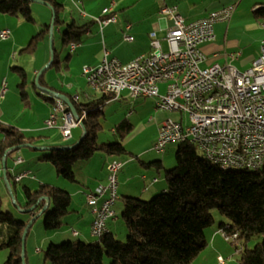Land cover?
<instances>
[{
  "label": "trees",
  "instance_id": "trees-1",
  "mask_svg": "<svg viewBox=\"0 0 264 264\" xmlns=\"http://www.w3.org/2000/svg\"><path fill=\"white\" fill-rule=\"evenodd\" d=\"M45 1L54 8V27L66 24L61 17L64 5L56 0ZM31 5L30 0H0V13L20 16L26 22L34 23ZM255 13L257 18L264 19V6ZM86 29L87 25L79 26L76 22L68 24L63 33L64 43L79 45L85 37ZM49 34L50 25H45L21 52L35 53L41 41ZM53 52V64H56L57 54L55 50ZM15 70L21 78L19 88L22 97L26 98L24 88L27 74L22 68ZM40 85L53 89L45 83L43 76ZM68 97L79 117L86 113L82 120L84 137L77 146L72 144L66 149L53 148L42 160L52 163L58 175L67 181L76 182L75 167L78 163L90 160L99 152L125 156L128 152L124 141L133 133L135 125L129 120L122 121L116 128L120 140L100 144L98 136L103 129V108L115 96L102 94V97L89 103H80L72 96ZM50 99L53 101V98ZM0 134V161L3 162L6 157L7 179L10 181L12 174L9 172L8 158L15 151L6 155L7 151L33 145L37 139L4 123H0ZM198 150L190 142L179 144L175 155L176 167L166 171L167 190L163 193L150 201L134 197L122 199L125 240H120L118 235L110 232L109 219L108 232L101 238L93 236L95 242L68 240L61 244H50L45 252L44 264H107V261L108 264H191L208 245L206 231L215 225L212 215L214 210H218L229 221H222L218 231L238 233V243L241 239L245 245L255 238L261 239L253 250L241 252V264H264V169L224 171L205 157L201 158ZM150 164L156 166L158 171L163 168L161 161ZM177 171L180 174H176ZM24 196L26 202L23 208L36 207L35 214L45 208V198H49L50 205L44 213L45 229L54 232L61 228L64 218L70 212L72 196L69 193L59 187L42 184L36 190L24 186ZM1 207L0 197V228L7 233V241L0 249L9 251L4 264H27L26 251L23 259V235L27 223L17 221L9 212H3ZM116 218L115 214L111 219Z\"/></svg>",
  "mask_w": 264,
  "mask_h": 264
},
{
  "label": "built area",
  "instance_id": "built-area-1",
  "mask_svg": "<svg viewBox=\"0 0 264 264\" xmlns=\"http://www.w3.org/2000/svg\"><path fill=\"white\" fill-rule=\"evenodd\" d=\"M77 7L79 0H70ZM163 5L160 14L173 22L163 39L168 49L162 47V40L156 32L150 34L152 51L124 63L118 58H109L105 52L101 64L96 67L85 65L83 76L89 85L104 95L112 94L114 100L122 97L123 91H129L132 98H156V107L160 110L178 113L180 120H165L153 149L163 153L172 143L181 144L182 136H190V143L201 151L209 152L215 162L230 166H259L264 163V41L260 54L252 66L239 71L230 64L202 66L207 60L201 45L215 38L214 26L229 22L236 5H228L209 13L204 18L188 21L179 13L176 4L169 0H160ZM109 8L103 14H108ZM83 16L86 14L81 10ZM101 25L116 22L114 17L99 21ZM264 26V19L259 21ZM9 29L0 30V38L9 39ZM124 39L132 42L134 38L125 34ZM70 48H78L71 43ZM239 52L229 54L238 58ZM165 92H161V85ZM4 92V90H2ZM78 101L79 97L76 96ZM61 109L52 106L45 122L49 129L59 128L64 140L72 137V130L80 127L81 117L76 119L66 103ZM60 121L62 122L61 125ZM10 153V152H8ZM15 165L24 163L22 157L14 160ZM124 163L121 160L109 162L107 183H100L87 195V204L95 215L92 234L97 237L98 230L108 229L107 221L115 216L113 207L119 199L117 193L119 172ZM35 179L31 171L16 173L14 179ZM156 181V180H155ZM98 198H105V206H98ZM228 241L238 243V233L227 234L219 231ZM77 235V232H74ZM223 258L218 264H224Z\"/></svg>",
  "mask_w": 264,
  "mask_h": 264
},
{
  "label": "crops",
  "instance_id": "crops-1",
  "mask_svg": "<svg viewBox=\"0 0 264 264\" xmlns=\"http://www.w3.org/2000/svg\"><path fill=\"white\" fill-rule=\"evenodd\" d=\"M56 1L64 5V12L61 14V17L63 21H65L63 18L64 15L67 14L66 13L67 6L65 5V1L70 2L73 6L75 5L70 0H56ZM79 1L81 2L80 5L81 8L78 7V9L80 10V12L82 10L86 14V16H83L82 13H80V16L83 19L89 18L87 19L89 21H87L84 24H78L74 19L75 17L73 15L71 16L72 18L74 17L72 22H76L77 25L79 26L87 25V29H86L87 31L84 37L85 41L83 39V41L78 45V48L76 50H80L81 54L92 52V56H90L87 65L93 67H96L99 64H101L102 60L104 59L106 51H109V57L110 54L111 55L117 54L118 56L120 55L122 57H125L127 60H124L118 56L115 57L124 63L130 62L133 59L137 58L138 56L150 53L152 51L150 34L152 32H156L158 38L161 39L163 42L164 41L163 39L165 38L169 29L172 28L173 26V22L171 19H168L160 14V8L163 5V2L160 0H79ZM169 3L176 4L178 6L179 13L183 17H185L188 21H194L204 18L209 13L217 11L222 7L232 4L236 5L235 12L229 22L217 23L214 26V34H215L214 40L201 45V50L207 58V60L202 64V66L206 67V66H211L213 64H220L224 66L226 64H230L236 67L239 71H245L249 69L252 66L255 59L259 57L262 42L264 41V26L259 24V21L263 19L257 18L255 11L258 8L264 6V0H169ZM106 8H109L110 11L108 14H103L104 9ZM110 17H114L116 19V22H111L108 25L100 24L99 22L100 20L108 19ZM52 19H53V13H52ZM65 23H68L67 20L65 21ZM54 28L55 27H53V30ZM50 30H51V25H50ZM125 34L131 35L134 38V40L132 42L125 41L124 39ZM11 36L7 40H10ZM14 36H15L14 43L18 44V37L17 35ZM102 45L104 49L103 51H102ZM14 47H17V45H14ZM95 47H97L98 50H94ZM126 49L129 50L128 53L124 52V50ZM167 49L168 46L164 50L167 51ZM237 52L240 53L238 58L228 57L229 54L237 53ZM15 71L17 72V70ZM42 76L44 79V74H42L39 78V85ZM27 86H28V75H27V83L24 88L25 92L27 93L26 96L28 97L29 93L26 90ZM162 86H164V89H166V86L164 84ZM42 87L48 88L47 86H42ZM18 88H19V84H18ZM1 89L3 90V86L0 83V90ZM51 90L57 92L58 94H62L66 97H68V95L72 96L73 99H75V97L78 96L80 103H89L92 100L98 98V96L94 94H84L85 101L81 102V98L77 93L71 95L68 92L59 91L55 88ZM37 96L41 100L44 99V101H46L47 104L49 105V106L46 105L47 114L46 117L44 118V125H45V122L50 115L54 102L50 99L51 97L42 94L41 91L38 93ZM0 97H2V95ZM22 99L23 101H27V98L22 97ZM126 99L127 98L123 97L122 95V97L119 100H126ZM41 100L39 102H41ZM24 105L28 106L29 103L24 102ZM19 109L20 108L18 102L5 97L4 102L2 104L0 103V123L11 125V122H9V120H7L6 117L12 118L17 114ZM130 113L133 114L132 112ZM181 118L182 116L179 115L178 113L160 110L156 107V110H154L151 115L150 123L155 124L158 135L159 128L161 127L162 123L165 120L167 119L180 120ZM15 127L25 133L33 131L31 128H27L26 126L16 125ZM83 133L84 131L81 134V138L83 136ZM157 135L154 138V140H156ZM28 136L34 137L36 139H43L41 141L42 143L32 145V147L34 146L35 150L39 152L49 151L47 149L52 147L67 148V146H62V141L69 142L74 138L72 133V137L70 139L64 140L61 137L60 131L58 136L54 135L50 140L48 139L49 138L48 136H42L41 134L37 136H32V135H28ZM1 138L2 135L0 134V140ZM80 139L78 141H75L73 144L78 143ZM48 140L50 142H53V144L49 143ZM58 140L61 141V143H59ZM35 143L37 142L35 141ZM16 152L18 151H15V153L11 154V156L8 158V168H9V172L12 174V179L10 178L11 179L10 181H8L7 179L8 178L7 171L4 169L3 166L4 161L3 162L0 161V185L2 188H5L6 191H8V189L11 191L12 189L14 193H16L17 190L16 185L20 183L15 181L14 175L16 173L22 172V170L30 171V170H26L23 167L25 163L21 165H15L14 163L15 158L22 157L19 155V153L16 154ZM104 156L105 157H102V159H100L101 158L100 157L97 163H95L94 165H92L90 160L82 162L84 165L86 164L83 168V173L85 174V176H83L81 180H78L80 189L77 190V192H75L74 194H72V202L75 201L76 207L72 211L70 209L69 214L63 220V225L61 226V228L54 231L57 233L45 237L46 238L45 240L51 241V243H58L60 239L61 241L73 240V238H80V240H83L85 242L92 241V238L94 237L91 233V224L93 222L95 215L93 213L92 207L87 204V195L93 192L100 183H107V169H106L107 163L117 159L116 157L107 154H104ZM10 161L12 162V164L10 163ZM156 161H161V160L158 159L155 160V158H147V154L145 152L140 153L137 160L127 159L126 161H122L124 163V166L119 172V178H118L120 184V188L118 189L119 190L118 195L120 199L117 201V203L114 206V211L117 218L115 220L110 219L108 221V228L111 233L119 235V233L125 232L124 226L123 227L121 226V230H120V225H119L120 223L119 215H121L124 209V203L122 202L123 201L122 199L124 197H139V198L148 199L149 197H153L154 195L158 194L161 191L163 193L164 191L167 190V186L164 180L161 181L159 180V177L156 176V172L153 170L154 168L153 165L150 164ZM18 168H20V170H18ZM155 169L157 170L156 167ZM8 182H10V184ZM100 202H102V200H100ZM20 207L24 209L23 206ZM217 230H219V228ZM217 230L215 231L208 230L206 234L207 240L209 239L212 244H214V242L218 237ZM74 232H77V235H75ZM6 241H7L6 230L0 228V246L6 243ZM36 252L40 253L42 252V249L36 248ZM26 255L27 258L29 259L28 252H26ZM8 257H9V251L5 248L0 249V264H4V262L7 260ZM28 259H27V264H36L35 261L31 262Z\"/></svg>",
  "mask_w": 264,
  "mask_h": 264
},
{
  "label": "rangeland",
  "instance_id": "rangeland-1",
  "mask_svg": "<svg viewBox=\"0 0 264 264\" xmlns=\"http://www.w3.org/2000/svg\"><path fill=\"white\" fill-rule=\"evenodd\" d=\"M67 6V14L64 15V20L68 23L64 25H58L54 28V35L52 40L50 35H48L44 40L41 41L38 50L31 54L27 52H21L22 49L26 48L33 37H35L40 30L44 28L45 25L52 24V11L45 5L32 3V12L35 22L28 23L20 16H9L0 13V30L9 29L12 33L10 40H3L0 38V83L3 86L4 92L0 90V103L2 104L5 97L12 99L19 104V111L12 118L6 117L10 126H26L31 128L32 132H27V135L37 136L41 134L42 136H48L49 140L55 135L58 136L59 128L49 129L44 125V118L47 114V102L38 98V93L40 92L37 85V78L39 74L44 71V81L51 87L68 92L73 95L77 93L81 102L85 101L84 94H94L98 98L102 97V93L95 91L88 83L87 79L82 75L83 66L88 64L91 53L81 54L80 50L75 52L71 51L70 45L64 43L63 33L67 29L68 24L72 23L73 18L78 24L86 23L87 19H83L80 16V10L78 7L73 6L70 2L65 1ZM81 8V6H79ZM74 16L73 18L71 16ZM64 21V22H65ZM17 35L18 44L14 43V38ZM87 38V36H86ZM85 41V38H84ZM53 43V50H55L56 64L51 65L52 50L51 45ZM17 45V47H14ZM164 49L167 48L166 42H162ZM94 50H98L97 47ZM102 45V51H103ZM124 52L128 53L129 50L126 49ZM15 56V58H14ZM118 56L117 54H110V59ZM124 60L125 57L118 56ZM68 58V59H67ZM14 68H22L28 75V86L26 88L29 96L27 101L22 99V91L18 88V84L21 82L19 74L14 70ZM36 70V71H35ZM161 92L164 93V86L161 85ZM126 100H112L106 103L103 110L105 112L103 120V129L99 133L98 143H114L119 141V136L116 134L117 126L124 120H129L135 125V130L131 133L124 141L127 154L122 157H116L118 160L126 161L127 159L137 160L140 153L145 152L147 158H155V160H161L164 167L159 171L155 169L156 166L153 165V170L156 172V176L159 180H164L166 186V171L172 170L176 167V151L178 149V143H172L168 145L163 153H158L153 149L156 140L158 139L159 132L157 135L155 124H151V115L154 110H156V98H132L129 96V91L125 90L122 93ZM41 102H39L40 100ZM24 102H28L29 105H24ZM49 106V105H48ZM132 112L133 114H130ZM61 121L59 126L61 125ZM160 131V128H159ZM83 132V127L74 128L72 130L74 138L69 142L62 141V146L72 145L75 141L81 138ZM156 140L154 138L156 137ZM43 139H37L35 144L42 143ZM49 143L53 144V142ZM59 141V140H58ZM44 143V142H43ZM61 143V141H59ZM58 143V144H59ZM39 146V145H38ZM42 146V145H40ZM55 148V147H52ZM23 157L25 160V165L23 166L26 170H30L32 176L35 177L34 180L24 179L22 182L18 183L16 186V193L12 194L11 191L5 190L0 185V197L2 199V211L9 212L17 221L27 223V226L35 219L32 227L28 229V237L26 240V252H28L29 261H35L36 264H44L45 252L50 246L51 241L45 240L51 234L57 232L46 231L44 222L45 215L24 212L20 206H25V196H24V186H29L31 189H36L40 184H50L61 188L62 190L69 193L71 196L77 190L80 189L78 180H81L85 174L83 173L84 165L82 162L78 163L75 167L76 182H70L58 175L55 166L47 161H43L42 158L48 155L50 151H36L34 146L23 147L16 152ZM198 154L201 158L204 154L198 150ZM101 157V158H100ZM105 157L102 153H97L92 159H90L92 165L97 163V161ZM101 161V160H100ZM12 164V162L10 161ZM108 165V163H107ZM18 167V166H16ZM88 169V168H87ZM20 170V168H18ZM17 170V171H18ZM23 171V170H22ZM180 174V172H176ZM120 184L118 185V189ZM119 190H117L118 193ZM154 195L146 201H150L155 196ZM139 198V197H134ZM74 200V199H73ZM24 202V203H23ZM123 202V201H122ZM101 204V202H100ZM75 201L71 204V211L75 208ZM118 209V208H116ZM212 215L215 219V225L208 230H217L218 225L221 221L225 223L229 222L228 219L223 217L218 210H214ZM120 218V230L121 226L126 227L125 221L122 218V213L119 215ZM68 227V226H66ZM119 230V232H120ZM218 237L214 244L208 239L207 247L199 254V256L191 264H218L219 259L223 258L225 260L224 264H241V252L246 249L253 250L256 245L261 241V239L255 238L245 245L243 240H239V243L226 240L221 233L217 230ZM120 240H125V233H119ZM73 240H80V238H73ZM96 238H92L95 242ZM64 241H60L54 244H61ZM44 245V247H43ZM36 248L42 249V252H36ZM108 264V261H107Z\"/></svg>",
  "mask_w": 264,
  "mask_h": 264
},
{
  "label": "water",
  "instance_id": "water-1",
  "mask_svg": "<svg viewBox=\"0 0 264 264\" xmlns=\"http://www.w3.org/2000/svg\"><path fill=\"white\" fill-rule=\"evenodd\" d=\"M30 1L33 2V3L44 4V5H47L49 8H51L52 13H53V19H52V24H51L50 37H51V40H52L53 35H54L53 27H54V24H55V11H54V8H53L48 2H46L45 0H30ZM51 50H52V57H51V63H50L49 66H51L52 63L54 62L53 43H52V45H51ZM43 73H44V71H42V72L39 74L38 78H37V85H38L39 90L41 91V93L44 94V95H48V96L51 97V98L60 99V100L64 101V102L66 103V105L68 106V108H69V109L71 110V112L73 113L74 117H75L76 119H79V116H78V114H77V112H76V110H75L73 104L71 103V101L69 100L68 97H66V96H64V95H62V94H58L57 92H55V91H53V90H51V89H49V88H44V87H42V86L39 85V78H40V76H41ZM81 127H83V131H84L83 136H82V138H83V137H84V134H85V128H84L83 124L81 125ZM82 138L80 139V141H79L78 143H76L75 146H77V145L81 142ZM27 146H32V145H25V146H22V147H20V148H12V149H10L9 151H7L6 155L8 154V152L18 151L19 149H21V148H23V147H27ZM52 149H53V148H48L47 150L51 151ZM59 149H66V147L59 148ZM3 166H4V169L6 170V157L4 158V164H3ZM8 183H9V182H8ZM45 200L47 201V205H46L45 208L40 212V215H43V214L47 211V209H48V207H49V205H50V200H49V198H45ZM35 208H36V207H33V208H31V209H25L24 212H28V213H33V214H35V213H34V212H35ZM34 221H35V219L32 220L31 223L27 226V228H26V230H25V232H24V235H23V259L25 258V251H26V238H27L28 229L31 227V225H32V223H34Z\"/></svg>",
  "mask_w": 264,
  "mask_h": 264
},
{
  "label": "bare ground",
  "instance_id": "bare-ground-1",
  "mask_svg": "<svg viewBox=\"0 0 264 264\" xmlns=\"http://www.w3.org/2000/svg\"><path fill=\"white\" fill-rule=\"evenodd\" d=\"M71 51H75V48H71ZM53 102H54V104H53L54 109H61V102H59V99L53 98ZM85 115H86V113H84L83 116H81V124H82V120H83ZM187 142H190V136H182L181 137V144L187 143ZM201 152L204 154V157L209 162H211L212 164L216 165L217 167H219L221 170H224V171H232V170L258 171V170L264 169V163L261 165V167H259V166H230L227 164H222L220 162H215L213 157H209V152H206V151H201ZM100 200H102L101 204H100ZM98 206H105V198H98ZM107 232H108V229L98 230L97 238L103 237Z\"/></svg>",
  "mask_w": 264,
  "mask_h": 264
}]
</instances>
